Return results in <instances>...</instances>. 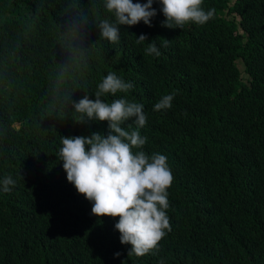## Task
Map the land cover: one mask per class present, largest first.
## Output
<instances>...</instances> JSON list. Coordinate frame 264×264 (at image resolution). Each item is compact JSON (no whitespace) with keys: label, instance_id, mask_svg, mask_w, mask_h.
<instances>
[{"label":"trees","instance_id":"trees-1","mask_svg":"<svg viewBox=\"0 0 264 264\" xmlns=\"http://www.w3.org/2000/svg\"><path fill=\"white\" fill-rule=\"evenodd\" d=\"M152 7L151 27L118 25L113 44L99 35L114 22L104 0H0V182L16 180L0 190V264H264V0H203L214 18L182 29ZM108 72L134 87L103 99L144 105L146 125L122 127L174 176L172 230L142 257L120 243L118 217L91 214L57 157L62 137L109 134L73 108Z\"/></svg>","mask_w":264,"mask_h":264},{"label":"clouds","instance_id":"clouds-1","mask_svg":"<svg viewBox=\"0 0 264 264\" xmlns=\"http://www.w3.org/2000/svg\"><path fill=\"white\" fill-rule=\"evenodd\" d=\"M155 0L133 3V0H104L105 10L114 16V22L101 20L99 35L110 43L120 41L118 25L134 26L141 21L149 27L157 15L152 7ZM165 20L162 26L180 28L189 23L203 25L214 18L215 10L205 11L203 0H158ZM141 34L136 43L147 41ZM147 55L159 56L154 43H149ZM134 85L108 72L98 83L95 100L85 95L73 104L79 113L77 123L88 120L107 121L109 134L93 133L90 137H62L58 159L63 162L66 178L78 194L92 204L91 214L96 217L119 218L114 228L120 233V243L131 245L129 255L142 257L158 249L159 242L171 232L168 189L174 176L164 154L147 155L142 149L147 141L139 130L128 131L122 127L125 121L135 118L134 123L143 128L147 123L144 105L126 98L114 99L111 103L103 97L127 93ZM176 92L163 95L153 106L154 111L172 107ZM130 126V125H129ZM136 149L137 151H134ZM7 193L15 186L11 175L2 182ZM120 253H114L119 257Z\"/></svg>","mask_w":264,"mask_h":264},{"label":"rangeland","instance_id":"rangeland-1","mask_svg":"<svg viewBox=\"0 0 264 264\" xmlns=\"http://www.w3.org/2000/svg\"><path fill=\"white\" fill-rule=\"evenodd\" d=\"M236 61V60H235ZM237 64H238V61H237ZM242 64V63H241ZM241 64L239 63V66L241 67Z\"/></svg>","mask_w":264,"mask_h":264}]
</instances>
